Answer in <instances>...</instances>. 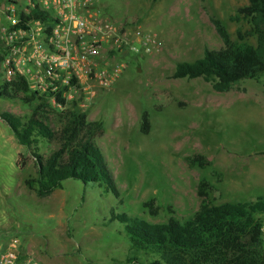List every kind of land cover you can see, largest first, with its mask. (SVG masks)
<instances>
[{"label": "rangeland", "instance_id": "rangeland-1", "mask_svg": "<svg viewBox=\"0 0 264 264\" xmlns=\"http://www.w3.org/2000/svg\"><path fill=\"white\" fill-rule=\"evenodd\" d=\"M94 2L112 21L154 34L156 46L146 53L121 54L126 68L107 88H96L93 95L81 89L66 94L64 107L75 103L87 120L98 123L93 140L115 193L104 185L65 179L59 188L36 196L23 183L36 177L35 158L0 119V247L14 236L40 264H134L130 256L141 264L144 257L130 251L123 225L111 216L125 213L151 223L169 216L183 220L198 207L200 178L213 186L208 196L214 203L264 195V95L256 89L261 82L244 79L217 91L200 76H171L176 62L193 61L203 49L223 46L215 20L231 41L253 45L249 19L237 12L247 1ZM5 24L0 15V26ZM22 44L24 39L6 45L0 38V84L5 81L2 59L12 46ZM24 67L29 72L21 75L29 85L35 69L28 61ZM42 102L44 115L56 128L63 118L52 107L59 106L52 98ZM38 104L36 99L25 104L19 97H0V112L26 117ZM142 111L148 114L147 133L139 131ZM55 147L39 141L37 153L45 157ZM193 157H203L208 164H189ZM149 199L158 207L155 216L142 207Z\"/></svg>", "mask_w": 264, "mask_h": 264}, {"label": "trees", "instance_id": "trees-1", "mask_svg": "<svg viewBox=\"0 0 264 264\" xmlns=\"http://www.w3.org/2000/svg\"><path fill=\"white\" fill-rule=\"evenodd\" d=\"M246 1L237 12L249 19L254 44L231 41L222 24L215 20V29L223 46L205 48L202 56L193 61L176 62L171 73L173 78L200 76L210 80L214 90L226 91L240 80L258 79L264 74V0ZM39 18H45V15L35 10L21 15L22 20ZM73 85L74 81L70 80L68 86ZM68 86L38 94L37 90L29 89L24 77L18 73L0 84L1 98L19 97L25 104L36 99L42 104L31 107L26 117L9 111L0 112V119L10 128L16 141L36 161V177L26 178L23 183L38 197L59 188L65 179L104 185L115 193L103 154L93 140L98 123L87 120L85 111L75 103L64 107L63 92ZM46 98H52L59 106L52 107L63 118L56 128L50 125L48 115H44L42 101ZM148 130V114L142 111L139 131L147 133ZM39 141L53 143L56 147L42 157L37 153ZM261 153L264 154V150ZM195 162L208 164L203 157L188 159L189 164ZM212 188L204 178L197 181L196 195L200 202L183 220L169 216L164 221L151 223L125 213H115L111 220L123 225L130 251L142 255L143 264H264V240L260 231L264 222L261 218L264 195L249 201L214 203L208 196ZM142 207L150 216L157 214L158 207L153 204V199L144 201ZM128 259L138 263L136 257Z\"/></svg>", "mask_w": 264, "mask_h": 264}, {"label": "built area", "instance_id": "built-area-1", "mask_svg": "<svg viewBox=\"0 0 264 264\" xmlns=\"http://www.w3.org/2000/svg\"><path fill=\"white\" fill-rule=\"evenodd\" d=\"M32 10L43 13L45 18L21 19ZM0 15L6 20L0 26L4 43L24 39L22 47L12 46L10 55L1 61L5 81L16 73L29 72L24 67L28 61L35 69L28 85L32 88L55 91L73 80L74 85L63 92L65 98L79 89L93 95L96 88H107L126 68L121 54L146 53L156 46L154 34L112 21L98 10L94 0H0ZM18 51L22 55L15 56ZM260 231L264 240V222ZM0 264L40 263L12 236L0 247Z\"/></svg>", "mask_w": 264, "mask_h": 264}, {"label": "crops", "instance_id": "crops-1", "mask_svg": "<svg viewBox=\"0 0 264 264\" xmlns=\"http://www.w3.org/2000/svg\"><path fill=\"white\" fill-rule=\"evenodd\" d=\"M251 80H254V82L257 81V80H259L261 82L260 83V86L257 85V83L255 82L256 83V89H257V91H259L260 93H262L264 95V87H263V85H264V74L260 78H258V79H251ZM16 164H17V162H16Z\"/></svg>", "mask_w": 264, "mask_h": 264}]
</instances>
